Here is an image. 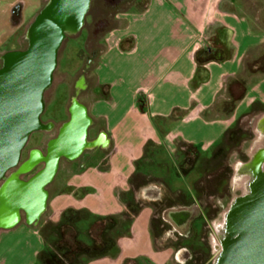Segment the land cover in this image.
<instances>
[{
	"label": "crops",
	"instance_id": "1",
	"mask_svg": "<svg viewBox=\"0 0 264 264\" xmlns=\"http://www.w3.org/2000/svg\"><path fill=\"white\" fill-rule=\"evenodd\" d=\"M38 2L0 0V22H5L0 24V40L8 33L9 9L21 5L15 31L33 19ZM241 4L243 0H146L142 8L116 16L123 22L106 33L93 81L88 85L83 75L71 96L86 106L91 118L88 151L104 156L95 162L61 160L37 223H28L23 212L11 226L0 223V264H38L45 246L41 226L58 222L68 209L120 218L114 230L115 253L85 264H169L189 257L186 251L178 258L179 247L157 244L153 237L155 206L162 199L159 174L169 164L179 172L176 152L209 158L208 152L239 117L253 109L256 122L264 112V72L256 77L257 71L250 73L253 82L231 112L219 108L229 99L228 84L241 78L245 62L255 60L264 46V30L252 27ZM122 40L128 48H120ZM3 45L0 55L16 49ZM199 49L216 52L220 59L198 63L194 54ZM81 90L86 100L79 99ZM34 148L45 154L44 148ZM150 166L159 174L151 173ZM171 178L183 176L173 171ZM171 192L181 191L171 186ZM129 199L138 202L139 209L125 222L121 215ZM185 207L166 206L162 222L177 230L176 213ZM10 215L2 211L1 219L6 222Z\"/></svg>",
	"mask_w": 264,
	"mask_h": 264
},
{
	"label": "water",
	"instance_id": "2",
	"mask_svg": "<svg viewBox=\"0 0 264 264\" xmlns=\"http://www.w3.org/2000/svg\"><path fill=\"white\" fill-rule=\"evenodd\" d=\"M90 2L47 0L26 30V46L1 56L0 223L7 226L16 222L18 212L25 214L28 223H37L46 209L47 185L60 158L73 160L92 146L87 140L91 118L86 106L73 96L68 119L47 143L45 154L33 150L31 157L21 162L29 136L51 127L41 119L44 92L52 83L66 34L81 29ZM256 127L264 134V112ZM38 163L41 167L23 178ZM245 168L249 174L246 190L233 198L223 216L222 231L217 234L220 251L214 264H264V146L255 149ZM5 210L11 211L6 222L1 219Z\"/></svg>",
	"mask_w": 264,
	"mask_h": 264
},
{
	"label": "rangeland",
	"instance_id": "3",
	"mask_svg": "<svg viewBox=\"0 0 264 264\" xmlns=\"http://www.w3.org/2000/svg\"><path fill=\"white\" fill-rule=\"evenodd\" d=\"M46 1L39 0L35 8V15ZM145 1L120 0L118 2H107L105 0H92L82 29L66 34L58 51L52 83L44 94L45 107L41 119L46 125L51 123V127L35 131L29 136L22 157L31 147L44 148V143L55 135L61 122L67 119V109L71 96L76 90L75 84L78 82L79 76L84 74L87 84H91L97 56L107 44V29L112 25L117 26L123 22L122 18L116 16L125 10H134L133 7L136 9L142 8ZM18 5L17 8L12 6L8 11L9 20L6 22V25H9L8 33L0 40V54L3 51L1 48L3 44H5L3 47L6 49H20L27 44L26 30L33 19L14 31L13 25L17 24L21 12V5ZM241 7L244 14H249L252 27L257 30H264V0H243ZM15 9H17V12H14ZM32 14L33 11L30 15ZM0 24L5 25V22L2 21ZM263 55L264 46L257 58L259 59ZM253 61H246L241 73L245 86L244 93L247 86L253 82V78H249ZM255 66L258 68L256 77H259L262 74L259 69L264 68V64L258 62ZM81 91L79 99L86 100L85 91ZM219 108L221 109L220 104ZM261 111H264V107H261ZM254 114V110L251 109L245 115L239 117L232 124L231 131L222 138L217 146L208 152L209 158L200 153L197 155L188 154L187 159L189 162H184L183 154L176 152L175 162L180 173L177 171L176 166H170L171 164H169L168 169L163 170V174H159L154 166L149 167L151 173L163 176L160 178L162 182V199L155 206L158 217L152 222L153 237L155 242L160 245L170 244L175 248L186 246L190 251V257L187 258L188 260L186 259L187 262L184 264H209L208 259L213 252V248L218 245L217 234L222 231L223 216L233 198L246 190L249 174L245 168V163L249 161L255 149L264 146V134L257 130ZM91 135L92 132L89 130V136ZM103 156L104 153L101 151L89 152L87 150L79 157L78 161L85 159L95 162L96 159ZM39 167L40 165L37 166V168ZM173 171L183 176V178L172 179L171 173ZM171 186L173 189H180L181 192L173 194ZM194 199L198 201L202 210L206 207L204 211H209V214H205V219L193 221L189 225L186 235L172 229L168 223L162 222L160 213L166 206L173 204L185 205ZM205 255L207 259L204 261ZM37 263L39 264V262ZM169 264L183 263L173 259Z\"/></svg>",
	"mask_w": 264,
	"mask_h": 264
},
{
	"label": "trees",
	"instance_id": "4",
	"mask_svg": "<svg viewBox=\"0 0 264 264\" xmlns=\"http://www.w3.org/2000/svg\"><path fill=\"white\" fill-rule=\"evenodd\" d=\"M106 1L116 2L117 0ZM113 27V25L110 26L107 32ZM126 42L127 40L120 42L121 49L128 48ZM194 58L198 63L220 59L216 52L207 49L197 50ZM258 62L264 64V55L253 61L250 72L258 70L255 66ZM259 71L264 72V68ZM244 89L242 78L232 80L228 84L229 99L221 104V109L226 113L231 112L235 102L243 96ZM230 131L231 128L225 135ZM188 154V152L183 154L184 162H189ZM126 209L121 216L124 217L125 222H128L137 213L139 203L129 199L126 202ZM119 222L120 218L117 216H97L86 210L68 209L58 222L47 221L40 229L45 246L38 254L37 261L39 264H85L89 259L113 254L116 251L114 230ZM206 259L205 255L203 260Z\"/></svg>",
	"mask_w": 264,
	"mask_h": 264
},
{
	"label": "flooded vegetation",
	"instance_id": "5",
	"mask_svg": "<svg viewBox=\"0 0 264 264\" xmlns=\"http://www.w3.org/2000/svg\"><path fill=\"white\" fill-rule=\"evenodd\" d=\"M105 1H106V0H105ZM116 2H118V0H117ZM91 4H92V0H91V2H90V6H89L88 11L90 10ZM18 6H19V5H18ZM14 12H17V9H15ZM87 16H88V12H87L85 18H86ZM84 24H85V20H84V23H83L82 27L84 26ZM82 27H81V29H82ZM20 49H22V48H20ZM1 56H2V55H0V66H1V63H2ZM87 60L89 61L88 58H87ZM83 75H84V74H81V75L79 76V79H80L81 77H83ZM74 92H75V91H74ZM44 94H45V92H44ZM44 101H45V100H44ZM70 103H71V101H70ZM69 105H70V104H69ZM67 111H68V109H67ZM67 119H68V117H67ZM67 119H66V120H67ZM66 120L64 119V120L61 122L60 126H61ZM60 126L57 128V131H56L55 135H54L52 138L48 139V140L44 143V152L46 151L47 143L49 142V140H51V139H53V138L56 137V135H57V133H58V129L60 128ZM87 140H88L89 142H92V139H90V137H89L88 135H87ZM89 148H92V147H89ZM89 148L84 149L83 152L80 154V156L84 153V151L89 150ZM33 150H35L34 147H31L30 149H28V151H27V153L25 154V156H24V157L21 156V162H24L25 159L28 160V159L31 157V154H32V151H33ZM22 155H23V154H22ZM80 156H78V157L75 158V159H78ZM61 160H70V159H67V158H65V157H61V158H60V161H61ZM60 161H59V163H60ZM40 164H41V163L36 164L35 167H34L30 172H28L27 174H25V175H27V176H26V177H23V178H27V177H28L29 175H31L34 171H36V170L38 169L37 166H39ZM15 169H16V168L10 170L9 172L14 171ZM35 169H36V170H35ZM9 172H8V173H9ZM31 172H32V173H31ZM23 176H24V175H23ZM184 206H186V207H185L186 210H183L182 212L176 213V216H175L176 219L174 218V219L176 220L177 231H178L179 233H181L182 235H186V234H187V232H188V228H189V225H190L193 221H198L199 219H205V214H206V215L209 214V211H204V210L206 209V207H204L205 209L202 210V207L199 205L198 201H196L195 199H194L193 201L189 202L188 204H185ZM169 216H170L171 218L174 217L173 214H169ZM186 251L188 252V255H189V257H190V251H189V249H188L186 246H180V247L178 248L177 257H178V258H181V257L183 256V254H184ZM219 251H220V247H219V242H218V245H216V247L213 248V252L211 253L210 258L208 259V263H209V264H214V263H215ZM189 257H188V258H189ZM187 260H188V259H187ZM187 260H185V261L183 262V264L186 263Z\"/></svg>",
	"mask_w": 264,
	"mask_h": 264
}]
</instances>
